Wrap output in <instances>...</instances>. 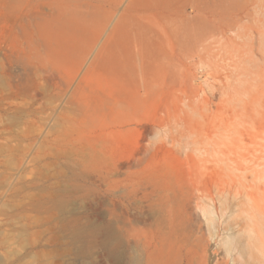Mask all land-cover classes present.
<instances>
[{
  "label": "rangeland",
  "instance_id": "374dc122",
  "mask_svg": "<svg viewBox=\"0 0 264 264\" xmlns=\"http://www.w3.org/2000/svg\"><path fill=\"white\" fill-rule=\"evenodd\" d=\"M201 1L193 11L191 0H108L130 22L133 52L137 33L143 35L145 64L158 59L165 64V57L173 56L163 70L167 101L178 99L180 87L210 92L206 80L213 54L197 53L202 37L221 35V54L238 53L251 65L243 61L240 71L264 73V0ZM115 51L108 43L105 52ZM106 62L104 71L112 67ZM0 70V264H200L203 255L194 243L212 239L208 200L177 207V242L165 244L159 215L169 230L171 211L162 208L157 194H148L144 183L152 169L174 167L184 157L168 129L163 134H171L169 139L156 151L149 121L144 132L149 151L141 161H127L121 158L131 154L125 146L96 144L97 138L87 135L101 130L82 127L69 94H62L61 77L28 61ZM93 71L97 76L98 65ZM153 117L149 109L148 120ZM224 207V215L221 207L217 210L218 223L237 226L239 202L229 198ZM115 232L122 234L117 248ZM211 241L224 256L225 247ZM225 259L253 264L237 249Z\"/></svg>",
  "mask_w": 264,
  "mask_h": 264
},
{
  "label": "bare ground",
  "instance_id": "6f19581e",
  "mask_svg": "<svg viewBox=\"0 0 264 264\" xmlns=\"http://www.w3.org/2000/svg\"><path fill=\"white\" fill-rule=\"evenodd\" d=\"M191 2L193 11L204 3ZM118 12L108 0H0V69L14 70L28 61L61 77L62 94H69L82 127L101 130L87 135L95 136L96 144L125 146L131 156L121 158L127 161H141L149 151L144 134L149 121L156 151L169 139L171 134H163L168 129L184 157L174 167L152 169L153 175L144 180L148 194H157L162 208L169 206L172 214L169 230L159 215L163 242H177V207L205 198L208 234L225 247V255L212 239L201 237L194 243L203 255L200 264H230L225 256L234 249L240 257L249 255L253 264H264V73L240 71L243 61L251 65L238 53L221 54V35L202 37L197 53L213 54L206 80L210 92L180 87L178 99L167 101L163 70L173 56L165 57V64L163 59L151 67L145 64L143 35L137 33L133 52L130 22ZM108 43L117 50L114 55L105 52ZM106 60L112 65L108 71ZM2 76L0 70V85ZM149 109L155 117L148 120ZM229 198L240 205L237 226L218 223L217 210L221 207L224 215ZM121 236L114 233L115 248Z\"/></svg>",
  "mask_w": 264,
  "mask_h": 264
}]
</instances>
